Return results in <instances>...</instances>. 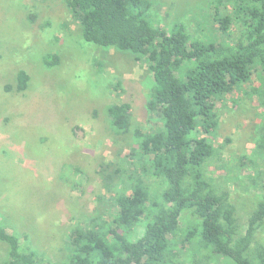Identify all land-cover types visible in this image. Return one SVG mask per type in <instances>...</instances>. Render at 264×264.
Masks as SVG:
<instances>
[{"label":"trees","instance_id":"obj_1","mask_svg":"<svg viewBox=\"0 0 264 264\" xmlns=\"http://www.w3.org/2000/svg\"><path fill=\"white\" fill-rule=\"evenodd\" d=\"M65 1L85 41L144 59L152 76L145 109L157 124L134 129L137 144L123 165L112 173L100 167L110 207L95 209L71 228L61 264H264V120L253 150L260 159L257 178H250L258 199L244 224L232 193L209 174L218 155L219 109L228 94L250 84L247 96L264 102V0H249L246 7L235 1L231 15L217 13L222 35L216 40L192 36L182 24H152L143 0ZM28 80L19 69L16 89H26ZM255 81L259 85L251 87ZM129 108L124 102L107 106L114 129L128 130ZM184 214L192 216L188 223ZM0 241L7 248L3 264L45 263L1 221Z\"/></svg>","mask_w":264,"mask_h":264},{"label":"rangeland","instance_id":"obj_2","mask_svg":"<svg viewBox=\"0 0 264 264\" xmlns=\"http://www.w3.org/2000/svg\"><path fill=\"white\" fill-rule=\"evenodd\" d=\"M143 1L152 24H182L203 40L221 38L213 17L229 14L239 2ZM54 56L47 64L46 58ZM19 69L29 75L22 91L16 89ZM151 86L143 58L85 41L65 0H0V221L44 264H61L71 228L95 209L110 207L112 194L100 167L112 173L115 165H123L137 144L134 129L156 126L145 109ZM249 86L228 94L220 106L214 139L218 155L209 165L214 182L232 193L242 224L258 199L250 178H257L260 159L253 150L264 120V102L247 96ZM123 102L130 105L126 131L113 128L106 110ZM184 215L182 222L188 223L192 216ZM6 256L0 241V264Z\"/></svg>","mask_w":264,"mask_h":264}]
</instances>
